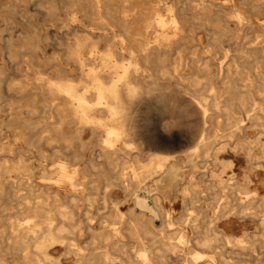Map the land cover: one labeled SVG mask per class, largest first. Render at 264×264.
Instances as JSON below:
<instances>
[{
  "label": "bare ground",
  "instance_id": "1",
  "mask_svg": "<svg viewBox=\"0 0 264 264\" xmlns=\"http://www.w3.org/2000/svg\"><path fill=\"white\" fill-rule=\"evenodd\" d=\"M120 2L119 9H112V0H68L65 10L69 19L62 20L59 27L72 34L73 22L83 35L73 32L72 42L65 44L64 56L60 58L79 72L77 77L71 76L67 68L61 67L58 57L53 56L51 73L38 64L34 77L10 85L17 87L18 99L7 103L3 110L6 118H0V129L6 127L12 134L8 143L0 138V195L8 189L19 198L18 203L23 198V206L15 214L24 218H16L9 233L0 235V253L16 254L20 264H54L51 251L58 250L54 247L75 251L70 246L84 230V220L75 218L80 201L86 205V220L90 207L100 201L111 210V222L109 228L98 232L90 224L85 225L92 231L93 239L106 247L102 249L93 240L95 246L90 252H75L79 256L75 264H157L156 258L163 260L169 254L181 252L185 256L190 254L195 262L201 260L205 254L191 251V244L212 249L220 264H232L228 255L242 253L248 248L247 242L223 228L217 231L214 224L233 226L236 218L246 217L257 219L262 225L258 234L264 248V195L255 198L246 185L231 182L230 176L224 179L227 171L234 173V160L222 157L230 147L235 155L243 152L249 163L264 158V144H260L259 153L252 146L254 142L259 144V138L251 140L243 133L247 128L264 132V102L254 97L255 93H264V74L254 75V69L236 59L213 64L197 50L187 55L184 8L179 12L176 5L164 3L167 13L163 15L160 4L144 8L138 0ZM219 6L218 13L224 10ZM201 9L210 10L205 5ZM234 14L238 21L245 19L240 11L235 10ZM21 46L33 52L43 50L36 36H24ZM255 54L256 50L247 52L253 59ZM158 76L176 80L179 94L186 98L177 106L178 113L187 114L193 105L203 130L188 149L154 152L142 160L143 150L137 144L138 103L151 96L156 99L160 114L169 109L165 92L171 91L170 86L159 83ZM219 113H224V120L218 119ZM33 115L35 120L30 118ZM209 126L216 127L213 134L208 132ZM148 143L169 145L168 140L159 138ZM35 161L40 166L42 186L34 183ZM202 163L210 165L208 177L212 182L207 186L210 192L204 202L215 210L211 220L204 207L197 205L201 211L196 214L190 208L201 200L199 185L193 180L196 173H201ZM4 174L7 176L1 179ZM246 179L250 181L248 176ZM22 188L27 192L18 195ZM120 192L125 193L124 198L111 197ZM173 192L187 211L177 218L178 224L198 229L197 221L206 223L202 231H196L193 242L179 226L170 234L176 222L164 204L173 203ZM128 198L131 205L124 213L120 206ZM157 219L158 225L154 222ZM124 233L137 243L132 244L137 259L130 255Z\"/></svg>",
  "mask_w": 264,
  "mask_h": 264
},
{
  "label": "rangeland",
  "instance_id": "2",
  "mask_svg": "<svg viewBox=\"0 0 264 264\" xmlns=\"http://www.w3.org/2000/svg\"><path fill=\"white\" fill-rule=\"evenodd\" d=\"M120 1L121 0H112L111 8L119 9L121 5ZM204 1L205 2H203V0H138L137 3L144 8H149L154 6L155 4H160V11L163 15H166L167 13L166 4L176 5L179 8V12L182 8L185 9L186 15L183 17V19L184 22H186L184 42L186 46L185 53L187 55H189L188 53L191 50H197L199 55L206 57L213 64L226 61L230 62L232 61V59H236L238 63L247 65L254 69V75L260 73L264 74V0H229L226 3L225 0ZM67 3L68 0H0V72H3L0 74V118H6V113L3 110L6 109L7 103L11 101L16 102L18 99L17 87L10 85L12 83H19L21 81H25L34 77L35 72L38 69V64L40 65L41 69H46L49 73H51V71L54 69L52 57L55 56L58 57V61L61 64V67L67 68L70 71L71 76H78L79 72L73 66L67 64L65 60L60 58L64 56L65 44L72 42L74 33H77L76 35H83L81 28L77 27L76 23L72 22V25L75 26V28L72 30V34L69 35L67 34L68 30L66 28L59 27V24L62 22V20L69 19V14L65 10V6L67 5ZM203 5L209 7L210 10L201 9ZM219 5H222L224 9L220 13L217 12V10L221 7ZM235 10L243 13L245 19L242 21H238L234 14ZM225 21H227L228 23ZM200 28H202V30ZM169 32L172 31L169 29ZM27 35L36 36V39L40 42L43 50L37 49L33 52V50H31L30 48L22 47L21 45L23 38ZM10 37H12V40ZM8 39L10 41H8ZM193 41L197 42L194 43ZM188 43L190 45H188ZM10 45H13L15 47L14 50H12L13 46L11 47ZM189 47H191L190 50ZM101 48H105V41H102ZM255 50V58L253 59L252 57H248L247 52ZM23 51H25L26 53ZM259 80V78L256 79L255 85H259ZM158 81L161 84H168L170 86L171 91L165 92L166 98L169 100L168 112L160 114L158 111V103L156 99L151 96H147L145 100H141L138 103L137 110L135 112L136 119L139 125V138L137 139V144L141 146L143 150L141 155L142 160H147L148 157L154 152L174 153L188 149L195 144L196 139L203 130L202 125L198 123L199 115L193 105L189 106V111L187 114L178 113L176 109L177 106L183 103L186 98L181 93L179 94L181 89L177 85L176 80L171 81L158 76ZM254 97L259 100L261 99L264 102V93H255ZM28 98L29 97H26V100ZM240 115L243 117V112H240ZM30 118L32 120H35L37 117L33 115ZM224 118V113L218 114V119H221L220 121L224 120ZM244 122L246 123L247 120H245ZM172 129L174 131H172ZM207 129L209 133L213 134L216 127L209 126ZM243 133L245 136H249L251 140L259 138V144H255V142L252 144V146H254V152L259 153L260 144H264V132H262L260 128H247ZM0 138H3L1 142L6 143L7 141L8 143L12 140V134L5 127V129L3 130L0 129ZM156 138L168 140L170 146L168 144L166 146H158L153 143H148V141H154L156 140ZM182 139L185 141H183ZM231 142L233 143V146V140ZM227 149L229 150L224 152L222 154V157L225 159L234 160V173L231 170L227 171L226 174H223V178L229 179L230 176L233 178L232 180H230L231 182L244 184L247 186L248 190H252L254 192L255 198L262 197L264 195V158L253 160L252 163H249L245 159L243 152L235 155L230 151V147H227ZM146 155L149 156L147 157ZM201 165L204 166L199 169L201 173H196L193 180L199 185L198 190L199 188L200 190L198 197L201 200L194 205H190V208L192 209V213L194 212L196 214V212L201 211V209L197 208V205L204 207L205 209H207V213L210 214L208 220H211L215 216V210L210 205L204 202V200L208 199L210 192V190H206L207 186L212 182L210 177H208V167L210 165L204 163H202ZM35 166L36 180L34 179V183L42 186L44 182H42L41 180V174L39 173L40 166L37 161H35ZM215 168L217 169L218 167ZM188 169L190 168L188 167ZM202 173L204 176H202ZM6 176L7 175L4 174L1 179L5 178ZM247 176L250 179L249 182L246 179ZM26 192V189L22 188L17 194L24 195ZM171 194L173 203L165 202L164 207L172 212L171 216L173 217L174 222H176L177 218L181 215H184L187 211L181 204V199L177 195V193L173 192ZM63 196L64 198H67L64 194ZM111 197L122 199L125 197V193L120 192L118 194L111 195ZM18 199L19 198L15 197L8 189L3 192L2 195H0V214L3 215L0 218V235L9 233L10 226L16 221V218H24V215L15 214L16 209L22 207L24 202V199L22 198L21 200L23 202L18 203ZM127 200V202L120 206V210H122L124 213H127L128 208L131 205L130 198H128ZM84 207L86 208V205L82 201H80L78 203V208L76 209L75 218L84 220L85 224H82V230L84 229L82 234L79 237L77 236L74 239V245L70 246V248H74L75 251H73L72 249L68 250L64 246L54 247V249H58L56 251H51L54 264H75L76 260L79 257L75 252L81 251L80 253L86 254L94 248L95 243L92 242L94 240L92 237V231L87 230L85 226L87 223L91 225L95 232L100 231V229H103V227H110L111 221L110 219H108V216L111 210L109 209V207H104L102 204H100V201L98 203H95L92 207H90L91 210L88 214V220H86L85 217ZM154 222L157 225L160 224V221L158 219ZM197 224L200 227L198 229H193L190 224L185 225L182 223L178 224L176 222V225L172 227L173 231H170V234H173L180 227L183 229H181V231L186 234L187 239L190 240V242H193V238L196 236V231H202L203 226H205L206 223L205 221L203 222V220H199L197 221ZM120 225L122 224H119L117 226ZM214 226L217 231L223 228L227 233L231 232L230 234L232 235L242 236L247 242L246 245L248 246V248L243 250L242 253H234L228 255V260L230 261V263L264 264V248L261 247V245L263 244V239L258 234L262 231V225L257 219L251 217L242 219L236 218L235 224L233 226L224 225V223L222 222L215 223ZM244 232L246 233L244 234ZM124 235L125 238L123 237V240L129 243L128 248L130 249V251H132L130 255L133 257V259H137L136 254L133 252L134 247L132 246V244L135 246L137 243L128 235H126V233H124ZM5 239L6 237L2 240ZM94 241H96V244L98 243L97 246L105 249V244L99 242V240ZM144 241L147 242V239H144ZM191 246V251H200L205 254L206 258L204 256L201 260L195 262L191 258L190 254L186 253L185 256V253L181 252L177 254H169L163 260H159L156 258L155 262L157 264H160L161 262L163 264H215V262L216 264H220L218 255L213 252L212 249H203L194 244H191ZM98 251H100V249ZM114 256L118 258L125 257L119 254H114ZM210 256H213L215 260H211ZM0 264H20V261L16 254L6 253L4 255L0 253ZM124 264H126V262H124Z\"/></svg>",
  "mask_w": 264,
  "mask_h": 264
}]
</instances>
